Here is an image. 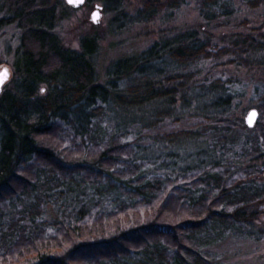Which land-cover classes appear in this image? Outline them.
I'll return each mask as SVG.
<instances>
[{
	"label": "trees",
	"instance_id": "1",
	"mask_svg": "<svg viewBox=\"0 0 264 264\" xmlns=\"http://www.w3.org/2000/svg\"><path fill=\"white\" fill-rule=\"evenodd\" d=\"M5 1L15 13L0 18V30H21L16 68L23 75L0 98V205L21 207L0 230V264H211L207 246L233 233L251 235L247 209L264 201V188L252 179L264 174V101L253 129L230 117L233 97L245 89L238 91L225 69L264 78V13L249 33L220 37L206 25L232 26L236 0H193L204 25L160 31L159 41L118 60L101 81L95 39L82 41V53L59 40L57 3ZM141 1L136 18L145 24L171 22L188 0ZM126 2L104 0L115 23L126 19ZM241 2L264 12V0ZM192 97L201 103L193 107ZM117 106L137 110L135 116L156 107L152 128L141 123L140 133L163 134L168 144L208 137L218 158L149 178L130 143H122L130 133L112 136L104 126L106 112ZM186 110L189 128L171 133ZM62 134L79 157L51 140ZM253 159L262 161L261 170L242 168ZM47 204L63 217L51 223L53 235L39 224Z\"/></svg>",
	"mask_w": 264,
	"mask_h": 264
},
{
	"label": "rangeland",
	"instance_id": "2",
	"mask_svg": "<svg viewBox=\"0 0 264 264\" xmlns=\"http://www.w3.org/2000/svg\"><path fill=\"white\" fill-rule=\"evenodd\" d=\"M4 1L0 0V18L4 17L7 12L10 15H14L15 13L6 3L4 4ZM51 1L54 5L57 3V14L59 16L56 24L57 36L63 47L76 53H82V41L85 38L97 41L98 51L93 57V64L101 81L107 78V73L118 60L141 55L155 42L159 41L160 31L167 30L170 32V30H180L181 32L191 30L200 24L204 25L200 19L197 4L193 0H188L187 4L176 14V18L169 23H162L157 20L145 24L138 22L139 20L136 18L138 14L137 9L142 8L141 0H127L124 7L126 19L120 23H115L113 20L114 16L108 11L104 0H93L91 3L85 4V6L77 10L70 8L65 0ZM236 3L238 11L231 20L232 26L218 29V23H213L212 26L206 25V29L213 32L214 35L222 37L236 32L249 33L251 29L258 28L262 24L263 11H252L241 0H236ZM97 7L101 8L100 17L98 23L94 24L92 22V15L97 10ZM63 14L64 16H62ZM244 23H246L249 30L242 26ZM21 37V30L16 25L0 30V72L6 69L10 73V84L7 83L8 85L3 87L1 96L5 92H8L11 85H16L18 80L22 78L23 73L16 68L18 51L21 48ZM166 68L168 69V67ZM223 69V67L219 68V70ZM151 71L154 72L153 69ZM225 71L231 80H233V85L236 84V87L239 88L237 89L238 91L245 89L243 96L233 97L234 108L230 117L240 118L245 121L249 113L253 110L258 111L256 106L264 101L263 75L261 73L248 72V69L244 68L235 69L231 67L225 69ZM134 85L143 84L135 83ZM149 85L156 84L152 80ZM197 91L194 93L196 94ZM194 93H192L193 97H195ZM193 97L189 100L194 105L193 107H195L201 101L193 100ZM210 100V98H207L208 104ZM153 103L156 102L152 101V105ZM136 111L117 106L113 111L109 110L106 112L107 116L103 123L107 127L106 129L112 132V136L124 131L130 133L129 137L125 138L122 143H130L134 153L132 159L143 165L144 171H146L145 174L149 173V178L174 175L180 171L189 170L190 172L194 167L201 166L202 162H210L213 156L218 158V155L210 149L208 137L198 140H180L175 144H168L163 139V134L148 136L144 131L140 133L141 123L144 127L149 126L152 128L154 119H156L154 115L156 107L145 108V113L140 116L133 115V112ZM184 112L187 114L173 129L175 131L171 133L184 132L189 128L192 123L189 118L190 113H188L189 110ZM261 112L264 114V108L261 109ZM135 119H137V122L133 121ZM70 139L67 134L51 137L52 141L61 143L63 149L79 157V154L76 152L77 149L71 145ZM224 160L226 161V159ZM253 161L254 159L251 160V164L246 162L242 168L251 169V171H256V169L261 170L263 167L262 161ZM129 162L131 161L129 160ZM257 173L252 179L255 182V186L263 189L264 174L260 176ZM20 207V205L14 204V202L0 205V230L3 231L7 228L12 218H18ZM45 209L46 213L40 219L39 224H41L40 227L42 229L46 230L47 234L53 235L55 230L51 223L58 219L63 221V217L52 204H47ZM247 213L249 216L252 215L254 219L253 225L246 227L251 235L233 233L228 235L224 240L207 246L206 249H208V253L211 255L209 259L211 264H264V201L250 206L247 209ZM139 216L137 214L131 216V218L134 220V218H139ZM25 225L28 224L26 223Z\"/></svg>",
	"mask_w": 264,
	"mask_h": 264
},
{
	"label": "water",
	"instance_id": "3",
	"mask_svg": "<svg viewBox=\"0 0 264 264\" xmlns=\"http://www.w3.org/2000/svg\"><path fill=\"white\" fill-rule=\"evenodd\" d=\"M66 4L73 8V9H80L86 4V0H65ZM101 8L97 7V10L92 15V22L94 24H97L99 21V15H100ZM10 80V73L8 70L4 69L0 72V97L2 94L3 87L9 83ZM259 120V112L257 110H253L249 113V115L246 118V124L248 128L252 129L256 126L257 122Z\"/></svg>",
	"mask_w": 264,
	"mask_h": 264
}]
</instances>
